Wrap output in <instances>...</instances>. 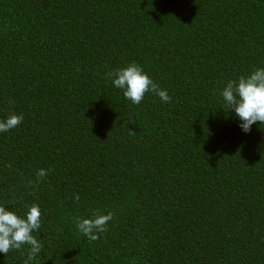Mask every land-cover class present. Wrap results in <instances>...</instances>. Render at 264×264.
Instances as JSON below:
<instances>
[{
	"label": "trees",
	"instance_id": "trees-1",
	"mask_svg": "<svg viewBox=\"0 0 264 264\" xmlns=\"http://www.w3.org/2000/svg\"><path fill=\"white\" fill-rule=\"evenodd\" d=\"M129 61L170 101L125 99L106 74ZM258 66L264 0H0V117L23 114L0 203L39 205L35 264H264V124L219 95ZM93 210L113 215L89 241Z\"/></svg>",
	"mask_w": 264,
	"mask_h": 264
},
{
	"label": "clouds",
	"instance_id": "clouds-1",
	"mask_svg": "<svg viewBox=\"0 0 264 264\" xmlns=\"http://www.w3.org/2000/svg\"><path fill=\"white\" fill-rule=\"evenodd\" d=\"M111 78L113 87L121 89L125 99L133 104H139L146 93H153L160 101L167 103L171 97L167 89L161 88L145 71L144 67L129 61L107 74ZM222 107L230 109L238 119V127L247 133L251 131L254 122L264 124V66H258L246 74L235 79H228L219 89ZM23 120L22 113L11 112L0 117V133L8 132ZM47 170L40 168L36 177L43 178ZM79 200L78 194L73 197ZM7 204L0 203V252L8 254L10 250L21 249L27 245V254L23 264H35L42 251V243L34 233L41 227L42 213L39 205L31 204L21 214L14 208L9 209ZM112 212L93 210L90 216L76 217L77 230L89 241L98 239L107 229V222L112 219Z\"/></svg>",
	"mask_w": 264,
	"mask_h": 264
}]
</instances>
